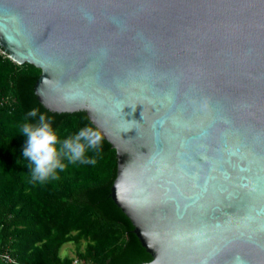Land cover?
<instances>
[{"label":"water","instance_id":"obj_1","mask_svg":"<svg viewBox=\"0 0 264 264\" xmlns=\"http://www.w3.org/2000/svg\"><path fill=\"white\" fill-rule=\"evenodd\" d=\"M0 47L114 148L140 264H264V0H0Z\"/></svg>","mask_w":264,"mask_h":264},{"label":"trees","instance_id":"obj_2","mask_svg":"<svg viewBox=\"0 0 264 264\" xmlns=\"http://www.w3.org/2000/svg\"><path fill=\"white\" fill-rule=\"evenodd\" d=\"M39 69L17 64L0 47V264H140L150 255L132 232V225L110 197L115 177V150L103 138L88 150L93 164H70L45 182L32 179L23 156L26 137L20 129L37 108L50 118L60 140L85 126L97 129L83 111L45 108L33 91ZM73 244V255L60 256Z\"/></svg>","mask_w":264,"mask_h":264},{"label":"clouds","instance_id":"obj_3","mask_svg":"<svg viewBox=\"0 0 264 264\" xmlns=\"http://www.w3.org/2000/svg\"><path fill=\"white\" fill-rule=\"evenodd\" d=\"M27 117H38L36 123L26 120L20 129L26 137L22 154L30 163L34 181L42 183L56 178L58 170L63 171L67 166L63 162L65 159L73 165L96 163L94 158L87 156V152L97 150L102 142L103 135L98 129L85 126L74 135L60 140L45 113L33 108Z\"/></svg>","mask_w":264,"mask_h":264},{"label":"rangeland","instance_id":"obj_4","mask_svg":"<svg viewBox=\"0 0 264 264\" xmlns=\"http://www.w3.org/2000/svg\"><path fill=\"white\" fill-rule=\"evenodd\" d=\"M65 254H67L69 256L73 255V244H65V245L61 246L60 251H59V255L63 256Z\"/></svg>","mask_w":264,"mask_h":264},{"label":"built area","instance_id":"obj_5","mask_svg":"<svg viewBox=\"0 0 264 264\" xmlns=\"http://www.w3.org/2000/svg\"><path fill=\"white\" fill-rule=\"evenodd\" d=\"M0 259L3 261H11V259L8 257V255L4 252L0 253Z\"/></svg>","mask_w":264,"mask_h":264}]
</instances>
